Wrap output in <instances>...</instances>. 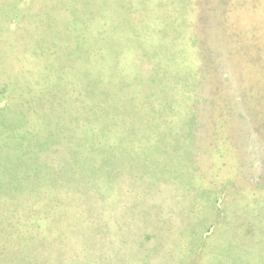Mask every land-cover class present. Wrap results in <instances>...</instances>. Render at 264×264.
<instances>
[{
  "label": "rangeland",
  "instance_id": "374dc122",
  "mask_svg": "<svg viewBox=\"0 0 264 264\" xmlns=\"http://www.w3.org/2000/svg\"><path fill=\"white\" fill-rule=\"evenodd\" d=\"M69 1L75 0H0L5 39L12 43L0 67V160L8 149L3 131L23 115L32 71L46 65L30 56L23 78L18 63L30 51L21 43L51 9L59 10L57 17L89 7L97 43L102 37L101 44H113L118 21L124 33L138 36L135 45L125 38L119 64L105 59L97 70L106 87L121 72L123 95L132 91L137 108L114 121L96 110L92 96L89 106L73 104L74 121L68 117L64 125L69 138L98 143L104 115L108 143L123 149L114 156L109 146H96L91 157L104 166L96 169L103 182L75 183L67 174L21 193L11 183L18 182L0 179V264H264V0ZM141 1L156 4L162 18L167 10L174 21L184 18L183 31L177 30L186 37L183 54L191 47L194 57L203 56L198 80L189 64L188 76H180L164 59L151 58L154 23L134 6ZM114 12L118 20L106 24ZM163 67L166 88L154 76ZM35 114L40 119H30L37 129L46 111ZM84 120H91L88 127Z\"/></svg>",
  "mask_w": 264,
  "mask_h": 264
},
{
  "label": "trees",
  "instance_id": "16d2710c",
  "mask_svg": "<svg viewBox=\"0 0 264 264\" xmlns=\"http://www.w3.org/2000/svg\"><path fill=\"white\" fill-rule=\"evenodd\" d=\"M80 1H69L67 4L69 6L71 4L75 6L76 3L80 5ZM73 5L72 7H74ZM134 6L138 7L137 11L147 12L148 18H146V21L151 20L150 22L154 23L150 42L152 45L150 47L151 58L160 61L164 59L166 62L163 61L164 66L175 70V73L180 76H188L184 64H189L187 65L189 70L193 74L197 73H195V79L198 80V76L204 72L200 62L203 56L197 55L194 57L191 47L187 55L183 54L185 53L186 37H179L182 33L177 30L183 31L185 20L182 19L184 18L175 19L174 21L172 18L176 14L170 13L169 10L164 13L162 18L160 16L161 13L155 12L157 10L156 4L149 5L141 1L135 3ZM77 8L61 16L60 12H58L57 17L53 12L59 11L58 9H51L42 13L38 17L39 22L35 23L31 28V35L29 36L30 29H28L27 37L21 43L26 51H30V53L24 52L23 55L26 54L22 56V62L18 63L19 68H21L19 74H23V78H26L25 63L28 61L27 58L34 56L35 60L43 58V61L46 62V65L38 66V69L32 71L34 82L24 89V100L21 106L22 117L19 120L9 121L13 124L7 125V129L3 131L4 140L5 142L7 141L5 147H8V149L7 155L3 160H0V179L4 178L3 180L6 184L10 181L18 182L16 184L14 182L11 183L21 193H26L28 189L30 191L38 190L42 187L43 182L48 181L49 178H51V181H55V179L66 178L67 174L69 175L68 180L76 181L75 183L91 182L90 180L94 182V179L103 182L104 179L101 176L104 173L101 172L100 175H97L96 169L99 165L91 157L97 151L96 146L99 148L109 146L108 148L110 152H114V156H120L119 153H123V149L112 147L108 143L109 134L106 129H109L110 124L105 116L118 121L123 113L134 112L133 108H137V97L132 91L123 95L126 87L122 83L124 76L121 72L113 78L110 87L109 85L106 87L104 80L102 81L98 77L97 70L100 71V64H103L105 59H110L119 64L121 61V59H118L119 51L126 45L124 42L125 38L128 37L130 44L135 45L134 41H137L136 38L138 36L133 39V37L124 33L122 31L124 30L123 25L119 24V21L112 24V21L118 20L114 12L110 17L106 18L107 21L105 22L106 24H112L113 33L117 34V38L113 40V44L112 41L107 44H101L102 37H98L99 43H97L98 40H94L93 37L97 25L90 32L93 15L90 16L91 14L89 13H92V10L89 7L79 8L77 6ZM176 9L180 11L182 17L188 16L186 14L184 16L181 8L176 7ZM171 22L173 23L172 25ZM100 26L99 23L98 28ZM7 30L4 29L0 18V67L3 68L7 63L6 59L9 58L7 51L12 47V43L5 39V34L7 33V36L9 34ZM159 38L161 40L158 41ZM174 43L175 47L170 49V45ZM132 47L131 45L130 50H132ZM91 48L95 50L92 53L93 55L91 54ZM161 48L164 50L162 53H160ZM147 53L148 51H146ZM182 55L183 60L177 61ZM194 61L197 63L194 64ZM11 67L13 66L11 65ZM166 72L163 67L160 69V75H154L158 79L160 87L166 88L164 82ZM149 82L157 85L156 79H152ZM182 92V97L188 95L187 92L180 91V93ZM30 94L32 98L27 99ZM120 95L126 98L124 97L123 101L115 100V97L118 98ZM87 96L94 97L95 101H91L93 104L95 103L96 110L105 111V116L103 115L99 122L101 125L100 130L103 131L101 132L102 137L99 136L100 140H98V143L93 137V139L86 137L73 138L74 136L69 138L70 135L65 132L64 125L68 117L70 118L68 122L74 121V116L72 115L73 104L76 107H80L81 103L89 106L91 103ZM104 98L109 100H103ZM102 107L103 109H101ZM41 108L46 111V114L41 118L42 122L36 129L35 123L31 121L30 117L36 121L38 116L35 113L36 111L39 112ZM109 109L113 111L110 114L111 116L108 114ZM69 110L71 111L70 114ZM38 119L40 118L38 117ZM88 122L91 123V120H84L82 126L88 127ZM71 131H73L72 134L75 133V129H71ZM101 150L104 149L101 148ZM9 151L10 155L8 154ZM13 151L14 153L11 154ZM46 154L53 157L46 159ZM54 160L60 164L57 166L51 164V162L54 163ZM101 167L99 166V172L102 171ZM6 177L11 178V180L6 181ZM47 183L51 186V189L53 187L57 189L54 183ZM78 244L76 243L75 245L77 246ZM83 264L86 263L84 262Z\"/></svg>",
  "mask_w": 264,
  "mask_h": 264
}]
</instances>
